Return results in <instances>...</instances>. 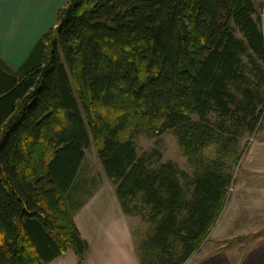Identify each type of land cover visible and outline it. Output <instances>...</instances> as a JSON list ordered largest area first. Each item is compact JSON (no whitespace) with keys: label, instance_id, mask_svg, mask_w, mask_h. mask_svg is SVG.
I'll list each match as a JSON object with an SVG mask.
<instances>
[{"label":"trees","instance_id":"obj_1","mask_svg":"<svg viewBox=\"0 0 264 264\" xmlns=\"http://www.w3.org/2000/svg\"><path fill=\"white\" fill-rule=\"evenodd\" d=\"M262 12L258 0H66L18 69L0 57V264L83 259L73 195L90 191L81 171L91 144L124 215L153 226L139 264H185L233 180L218 164L192 177L153 168L134 139L173 131L191 156L254 133Z\"/></svg>","mask_w":264,"mask_h":264},{"label":"crops","instance_id":"obj_2","mask_svg":"<svg viewBox=\"0 0 264 264\" xmlns=\"http://www.w3.org/2000/svg\"><path fill=\"white\" fill-rule=\"evenodd\" d=\"M65 2L0 0V57L13 70L54 25ZM241 160L207 241L185 264H264V236L257 232L264 226V127ZM89 192L82 199L73 195V221L87 244L83 259L67 251L47 264H139L132 218L122 212L114 187L99 183ZM241 236L248 237L246 244L233 248L232 241Z\"/></svg>","mask_w":264,"mask_h":264},{"label":"rangeland","instance_id":"obj_3","mask_svg":"<svg viewBox=\"0 0 264 264\" xmlns=\"http://www.w3.org/2000/svg\"><path fill=\"white\" fill-rule=\"evenodd\" d=\"M258 1H262L263 3V12L261 13V26L264 32V0ZM56 17L57 14L55 16V22ZM54 25L51 28H53ZM263 127L264 114L262 120L259 123V128L254 133L244 132L240 136H238L233 143L226 144L225 146L217 142L213 143L203 149L197 155H186L180 147L177 137L175 136L173 131L166 132L151 139L146 138L144 135H139L134 139L135 150L137 156H142L143 154L151 155L150 162L152 163L151 167L153 168L163 163H171L179 171H182L189 177H192V174L195 171L201 172L204 169V166L218 164L221 171L230 175L231 180H235V177H237L238 173H240L239 171L242 161L241 157L244 153L245 148L248 147L256 138L260 137ZM230 135L231 134H226L225 137H230ZM82 169L83 170L81 171V178L83 182L87 184L86 187H89L90 190H92L93 187H96L98 183L110 184V181L106 178L104 172L102 171L100 162L97 158V150L94 144H91L90 148L85 150ZM230 188L227 189L228 194L232 189ZM87 193V190H84V192L81 195L79 194V196H81L82 199ZM75 199H77V197ZM128 217L132 218V233L137 247L140 242L143 241L146 235L150 233V230L153 226L151 223L147 222L146 219H141L139 216ZM257 232L258 234L264 236V226L258 229ZM207 239L208 237L205 239V242L207 241ZM247 240L248 237L241 236L239 237V239L232 241V247L236 248L240 247V245L242 244L245 245ZM205 242L202 244V246L205 244ZM201 247L193 255H197Z\"/></svg>","mask_w":264,"mask_h":264}]
</instances>
